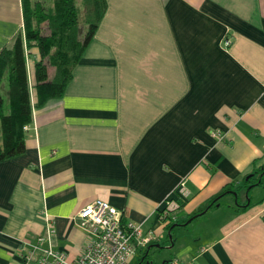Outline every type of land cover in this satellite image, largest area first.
I'll return each instance as SVG.
<instances>
[{
  "label": "crops",
  "instance_id": "crops-1",
  "mask_svg": "<svg viewBox=\"0 0 264 264\" xmlns=\"http://www.w3.org/2000/svg\"><path fill=\"white\" fill-rule=\"evenodd\" d=\"M105 3L60 100L35 107L27 59L25 153L0 163V264H20L38 238L78 258L88 234L77 215L94 200L153 231L150 245L169 221L215 210L164 264H264V195L241 203L249 188L237 189L264 167V0ZM23 33V0H0V52ZM180 183L186 199L160 221ZM226 196L236 204L222 208Z\"/></svg>",
  "mask_w": 264,
  "mask_h": 264
},
{
  "label": "trees",
  "instance_id": "trees-1",
  "mask_svg": "<svg viewBox=\"0 0 264 264\" xmlns=\"http://www.w3.org/2000/svg\"><path fill=\"white\" fill-rule=\"evenodd\" d=\"M53 3L48 10L41 1L35 0L30 5L29 0H23V37L19 34L10 49L0 52V163L25 153L23 127L31 120L26 62L32 57L31 52L37 57L33 67L35 107L41 109L49 101L62 98L106 11L105 0H81V4L77 0H53ZM82 15L84 20L80 23ZM50 69H54L53 76ZM6 85L7 93L3 94L2 87ZM252 174L242 179L237 189L262 186L264 167ZM217 201L212 200L209 207ZM248 208L250 205H244L241 211ZM190 218L170 221L165 226L166 232L171 234L180 227L176 224H184Z\"/></svg>",
  "mask_w": 264,
  "mask_h": 264
},
{
  "label": "built area",
  "instance_id": "built-area-1",
  "mask_svg": "<svg viewBox=\"0 0 264 264\" xmlns=\"http://www.w3.org/2000/svg\"><path fill=\"white\" fill-rule=\"evenodd\" d=\"M229 44L226 39L225 46ZM211 135L222 138L219 133ZM187 195L180 183L176 189V198H168L163 203L159 220H169L180 209V202ZM77 220L88 234V240L78 258L71 259L66 253L56 250L50 240L49 247L43 249L40 244H43L44 239L38 238L35 243L28 244L30 249L25 252L20 264H127L136 252L146 249L157 240L153 231L144 235L142 225L123 222L121 213L105 201L94 200L86 205L78 212ZM47 232L49 238H52L54 230Z\"/></svg>",
  "mask_w": 264,
  "mask_h": 264
},
{
  "label": "rangeland",
  "instance_id": "rangeland-1",
  "mask_svg": "<svg viewBox=\"0 0 264 264\" xmlns=\"http://www.w3.org/2000/svg\"><path fill=\"white\" fill-rule=\"evenodd\" d=\"M41 1L43 3V5L48 9L51 10V7L49 8L47 6V2H49L48 0H38ZM78 3L81 4V0H77ZM81 13H83L81 11ZM82 20H84L83 15L80 17L79 22L82 23ZM54 75V69H50V76ZM3 90V94L7 93L8 87L6 85V87H2ZM6 96V95H5ZM6 99L7 96L5 97ZM263 185L260 187H256V188H251L250 190L247 191L246 193V197H244V191L241 193V203L243 202H249L251 199L254 201V198L256 197L255 193H257L258 191H261L262 196L264 195V178H263ZM245 190V189H243ZM221 204H222V208H224L227 203L228 204H236L235 200L233 199V197L231 196H226L224 198L221 199ZM215 210H210L208 212H206L204 215L197 217L196 219L192 220L188 225L186 226H181V227H176L174 228V230L171 232V236H172V240L175 241L177 240V238H181L183 237V234L186 235H190L188 233H194L195 230L197 231L198 229L200 230V232L204 229L202 228V226H204L205 224H208V220H211L212 215L214 213ZM170 223V221H169ZM205 227V226H204ZM202 229V230H201ZM180 236V237H179ZM159 245L162 248H153L149 254V257L144 260L143 262H139L140 264H163V262H165L167 259H169V257L172 255L173 251H175L176 248H170L168 249L169 245L171 244V240H169V237L167 236V234H165V237L163 240L160 241V243H155L153 245ZM178 246V245H177ZM134 263V264H139Z\"/></svg>",
  "mask_w": 264,
  "mask_h": 264
},
{
  "label": "water",
  "instance_id": "water-1",
  "mask_svg": "<svg viewBox=\"0 0 264 264\" xmlns=\"http://www.w3.org/2000/svg\"><path fill=\"white\" fill-rule=\"evenodd\" d=\"M260 182V181H259ZM250 188H252V187H249V189ZM248 189V190H249ZM216 207H219V205L217 204L216 205ZM208 209H206V211H207ZM206 211H204V212H202V213H200V214H198V215H195L194 217H192L191 219H189L187 222H186V224L185 225H187V224H189L193 219H195V218H197V217H199V216H202ZM185 225H183V226H185ZM173 228H174V226H173ZM172 228V229H173ZM168 237H169V240H171V244H170V246L168 247V249H170V248H172V246H173V244H174V241L172 240V236H171V234H170V231L168 232ZM152 248H162V247H160L159 245H150L148 248H147V251H146V253H145V257H149V250L150 249H152ZM164 264V263H163Z\"/></svg>",
  "mask_w": 264,
  "mask_h": 264
},
{
  "label": "flooded vegetation",
  "instance_id": "flooded-vegetation-1",
  "mask_svg": "<svg viewBox=\"0 0 264 264\" xmlns=\"http://www.w3.org/2000/svg\"><path fill=\"white\" fill-rule=\"evenodd\" d=\"M190 219H191V218H190ZM185 224H186V223H184V224H176V225H178V226L181 227V226H183V225H185ZM176 225H175V226H176ZM187 225H188V224H187ZM185 226H186V225H185ZM154 264H156V263H154Z\"/></svg>",
  "mask_w": 264,
  "mask_h": 264
}]
</instances>
